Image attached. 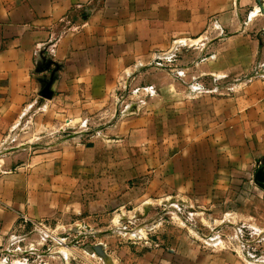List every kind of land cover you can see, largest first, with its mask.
Segmentation results:
<instances>
[{"label":"rangeland","instance_id":"374dc122","mask_svg":"<svg viewBox=\"0 0 264 264\" xmlns=\"http://www.w3.org/2000/svg\"><path fill=\"white\" fill-rule=\"evenodd\" d=\"M216 2L101 96L41 56L0 141V264H264V159L240 125L264 95V0Z\"/></svg>","mask_w":264,"mask_h":264},{"label":"crops","instance_id":"0c3cea01","mask_svg":"<svg viewBox=\"0 0 264 264\" xmlns=\"http://www.w3.org/2000/svg\"><path fill=\"white\" fill-rule=\"evenodd\" d=\"M214 5L216 0H0V141L23 116L41 56L61 65L58 87H92L101 96L100 88L117 86L132 62L169 38L199 32L201 8ZM243 102L241 131L252 155L264 159V95L249 92Z\"/></svg>","mask_w":264,"mask_h":264},{"label":"water","instance_id":"95a60500","mask_svg":"<svg viewBox=\"0 0 264 264\" xmlns=\"http://www.w3.org/2000/svg\"><path fill=\"white\" fill-rule=\"evenodd\" d=\"M263 188V185H260Z\"/></svg>","mask_w":264,"mask_h":264}]
</instances>
